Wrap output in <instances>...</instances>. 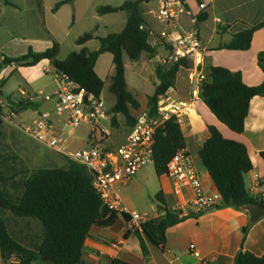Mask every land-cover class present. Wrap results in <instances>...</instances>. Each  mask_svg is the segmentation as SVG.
Instances as JSON below:
<instances>
[{
	"label": "crops",
	"instance_id": "obj_1",
	"mask_svg": "<svg viewBox=\"0 0 264 264\" xmlns=\"http://www.w3.org/2000/svg\"><path fill=\"white\" fill-rule=\"evenodd\" d=\"M9 1L11 4L0 0V63L4 56L17 57L26 54L30 48L35 51H44L50 48L55 40L60 43V59H65L75 50L79 51L83 48L96 50L101 46L99 37L122 31L128 18L126 11L105 14L98 12L100 6H119L128 0H73L62 4L59 8H56V5L63 0H43L41 6L38 0ZM158 1L161 4V0ZM200 1L186 0V12L181 16L179 25L184 29L196 26L199 28L204 51L201 70L205 76L209 72V67L224 66L233 71H240L243 81L250 86L263 83L264 71L259 64V54L264 52V27L254 32L251 46L246 50L228 49L225 46L232 42L237 33L264 21V0H211L205 11L201 10ZM147 3L144 2L141 5L145 28L155 35L170 34L173 31L171 26L150 20L145 11ZM200 16H203V19H200ZM111 25L113 29L107 33L106 29ZM74 27L78 28L76 32ZM101 27H103L102 30H100ZM87 32H92L94 37L84 44H77V39ZM153 45L156 47L154 56L144 52L138 61H132L134 64H141L143 73L145 68H148V74L138 73V80L146 82L150 92L141 84L129 87L127 66L128 58L131 59L127 53H124L128 88L141 104L138 110H133L135 116L142 111L148 112V97L154 94L156 85L159 83L156 67L162 64V59L167 54L166 46ZM161 49L166 52L164 56L160 54ZM107 53H102L95 65V70L104 80V84L109 77L112 79L115 69L114 63L110 69L105 68L103 58L106 56L108 59L105 55ZM17 69L21 82L33 90L29 92L20 88L21 94L25 91L37 97L36 101L26 100L25 95L22 98L24 102L35 105L30 107L35 110V118L40 113H49L55 125L54 134L65 138L68 152L88 148L92 144L91 126L84 123L86 125L84 130H78V127L70 130L67 127L68 115L63 118L62 114L55 111L54 99L44 100L45 95L55 94L63 85L50 60H42L33 66L17 68L12 65L5 66L0 71V83L1 79L9 80V73ZM194 77L196 76L188 63L187 66L180 67L175 86L171 87L164 96L189 102L191 105L188 113L183 116L181 127L186 139L185 149L193 159L206 193L219 191L200 156V150L210 136L208 126L214 125L226 138L243 142L247 146L253 168L245 174L246 188L250 195L264 198V161L260 156V152L264 150V96L256 95L251 99L244 131L238 133L221 122L200 98V82ZM36 82H43V88L33 87ZM46 87H51L50 92L44 91ZM100 96L105 101L107 114L100 119V124L109 131L105 150L112 151L125 141L130 126L126 122V117L118 114L119 124L114 127L111 117L116 98L111 106L107 107L103 91ZM10 98L12 97L0 96V103L4 100L8 102ZM2 106L0 104V108ZM12 111L16 116L20 112L13 109ZM47 153L54 157L53 153ZM56 153L61 157L64 156L62 153ZM55 159L57 161L59 157ZM60 165H65V160ZM160 191L165 203L157 199V204L152 205V212L148 214L150 219L157 218L166 212L162 205L177 210L179 204L192 201L195 197V191L189 187L180 195H176L173 190V181L167 174L160 176L157 194ZM123 202L128 211H135L124 200ZM178 211L187 217L166 230V243L163 246L153 244L143 234L149 249L147 256L142 252L136 230L129 227V219L119 214L113 225H94L91 228L85 241L82 257L89 264H111L113 258H121L132 264H235L236 255L241 249L259 256L264 255V216L255 223H250V214L247 210L227 206L224 203L208 210L195 211L185 208ZM246 227L248 231L245 235ZM192 243L200 251V258L195 257L190 251ZM33 264L47 263L34 262Z\"/></svg>",
	"mask_w": 264,
	"mask_h": 264
},
{
	"label": "trees",
	"instance_id": "obj_2",
	"mask_svg": "<svg viewBox=\"0 0 264 264\" xmlns=\"http://www.w3.org/2000/svg\"><path fill=\"white\" fill-rule=\"evenodd\" d=\"M1 1L11 4L9 0ZM71 1L73 0L60 1L56 8ZM150 1L153 0H128L119 6H100V14L126 11L128 18L122 31L99 37L101 46L96 50L83 48L60 59V43L55 40L44 51L30 48L26 54L17 57L4 56L0 71L8 65L15 68L33 66L47 59L58 74L67 75L78 86L100 96L104 80L97 74L95 65L102 53L110 52L115 66L110 91L116 96V103L112 108V125L117 127V116L123 114L127 124L132 127L137 121L133 110H138L141 104L128 88L124 53L134 62L144 52L155 55L156 47L150 42L149 31L144 26L145 19L141 12V5ZM42 2L43 0H38L40 6ZM261 27H264V21L237 33L225 47L239 50L250 48L254 32ZM93 37L92 32H87L77 39V44H84ZM259 64L264 71V52L259 54ZM182 66H187L185 60L170 67L162 64L156 67L159 83L154 94L148 97L147 111L150 117L157 116L160 97L175 86L177 73ZM256 95L264 96V82L250 86L243 81L240 71L224 66L209 67V72L199 87V96L210 110L221 122L238 133L244 131L250 101ZM8 106L19 112L35 105L20 101L19 106ZM1 116L0 113V123L3 120ZM208 128L210 136L201 148L200 156L222 194L224 204L242 210H245V204L252 201L264 205L263 197L250 195L246 188L245 174L253 168L247 146L243 142L226 138L214 125H209ZM185 147L186 139L177 119L172 117L165 121L156 131L154 166L157 174H167L168 162ZM260 156L264 161V150L260 152ZM63 158L65 165L39 166L32 170L24 168L20 171L22 177L19 180L15 179L16 172H1L0 252L3 264H89L82 255L91 228L94 225L110 226L117 220L119 214L104 204L96 190L92 171L77 160L65 155ZM1 181H12V184L2 185ZM156 197L161 203H165L161 191ZM162 208L166 210L164 214L145 222L142 231L136 230L145 256L149 249L143 234L153 244L163 246L166 243V230L187 217L178 210L164 205ZM7 211L17 217L38 222L40 232L24 240L11 229L6 217ZM122 215L126 219L130 218L128 213ZM247 231L248 227L245 235ZM111 264L132 263L113 258ZM235 264H264V255L259 256L241 249L236 255Z\"/></svg>",
	"mask_w": 264,
	"mask_h": 264
},
{
	"label": "built area",
	"instance_id": "obj_3",
	"mask_svg": "<svg viewBox=\"0 0 264 264\" xmlns=\"http://www.w3.org/2000/svg\"><path fill=\"white\" fill-rule=\"evenodd\" d=\"M210 2L211 0H201V10L205 11ZM185 12L186 5L183 1L161 0L157 20L171 26L173 31L163 35L150 32L149 39L153 44L167 47V54L162 59L163 66L170 67L180 60H185L196 76L194 78L201 82L206 76L201 70L204 51L199 28L196 26L184 29L179 25V20ZM57 77L63 84L62 87L53 95H45L44 100H55V111L68 115L67 127L70 130L81 123H88L91 126L92 144L88 148L68 152L65 138L54 134L55 125L47 112L40 113L31 124H23L22 131L55 152L85 164L94 174V186L104 204L118 214L128 213L129 227L133 230H141L142 225L150 220L149 215L128 211L117 187L129 183L138 171L154 163L157 129L172 117H175L181 125L183 116L190 110V103L161 96L157 116L152 118L148 112H140L136 123L130 127L125 141L115 150L107 151L105 143L109 139V131L100 124V119L107 115L104 99L78 86L65 74H58ZM22 93L26 100H37L36 95H29L25 91ZM11 115L16 116L14 111ZM167 175L173 181V190L176 195H180L188 187L195 191L194 199L185 204H179L177 210L190 208L201 211L205 207L224 203L219 191L206 193L193 159L185 148L180 149L168 162ZM190 251L195 257H201L194 243L190 244Z\"/></svg>",
	"mask_w": 264,
	"mask_h": 264
},
{
	"label": "rangeland",
	"instance_id": "obj_4",
	"mask_svg": "<svg viewBox=\"0 0 264 264\" xmlns=\"http://www.w3.org/2000/svg\"><path fill=\"white\" fill-rule=\"evenodd\" d=\"M159 5L160 3L158 0H153L146 4L145 11L152 22H159L157 20ZM163 24L166 25L165 23ZM73 29L75 32L78 30L77 27H74ZM102 29L103 27H101L100 30ZM112 29L113 26H109L106 29L107 33H109ZM165 53L164 49L160 50L161 55H165ZM105 55L108 57V59L106 56L103 58L105 68L110 69L113 64L112 54L108 52ZM128 61L127 77L129 87H135L141 84L145 90L150 92V89H147L148 84L144 81L140 82L138 80V73L141 72V74H148V68H145V71L143 69V73L141 71V64H134L131 60H129V58ZM9 74V80L3 81L4 79H1L0 96L5 98L12 97L16 101H23L22 98L24 95L21 94L19 89L23 88L29 92H33V90L27 86V84L21 82L18 69ZM111 81V77L105 81L103 90L107 107H110L112 101L116 98L109 88ZM42 86L43 82H36L33 84V87L35 88H41ZM149 86L151 85L149 84ZM50 89L51 87H46L44 88V91L48 93L50 92ZM0 104L3 105L0 108L1 117L3 119L0 123V174L4 170H10L9 172H16L17 175L15 179L19 180L22 177L20 171L24 168L32 170L39 166L60 165L62 161H64V158L59 156L52 149L40 144L33 137L22 131L21 126L23 124L28 125L33 122L36 115L34 109L29 108L27 110L20 111L18 116H13L11 115L12 109L8 106L9 104L7 101L4 100L3 103ZM66 115V113H63L62 117L65 118ZM85 126L86 125L84 123H81L80 126H78V130H84ZM47 152L53 153L54 157H52L51 154L49 155ZM55 157H59V160L56 161ZM1 184L10 186L12 181H1ZM159 186L160 176L155 170L154 163H150L138 171L129 183L120 185L117 189L122 199L131 209L139 213L151 214L152 205L157 204L156 194ZM6 217L11 229L15 233H18L24 240H27V238H31V235L33 236L34 234L40 232V225L34 220L17 217L10 211H7ZM0 264H3L1 252Z\"/></svg>",
	"mask_w": 264,
	"mask_h": 264
},
{
	"label": "water",
	"instance_id": "obj_5",
	"mask_svg": "<svg viewBox=\"0 0 264 264\" xmlns=\"http://www.w3.org/2000/svg\"><path fill=\"white\" fill-rule=\"evenodd\" d=\"M8 104L12 106H19L20 103L13 98H10L8 100ZM214 207H216V205L205 207L203 210H208ZM243 208L250 214V223H255L264 216V205L259 202H249L245 204Z\"/></svg>",
	"mask_w": 264,
	"mask_h": 264
}]
</instances>
